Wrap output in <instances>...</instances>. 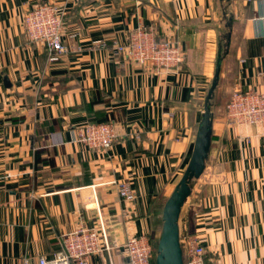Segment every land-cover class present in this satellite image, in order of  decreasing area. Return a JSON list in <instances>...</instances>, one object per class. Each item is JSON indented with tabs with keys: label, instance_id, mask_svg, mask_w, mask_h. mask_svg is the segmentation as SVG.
Segmentation results:
<instances>
[{
	"label": "crops",
	"instance_id": "1",
	"mask_svg": "<svg viewBox=\"0 0 264 264\" xmlns=\"http://www.w3.org/2000/svg\"><path fill=\"white\" fill-rule=\"evenodd\" d=\"M44 2L67 13L69 49L57 62L22 26ZM139 26L180 42V71L93 46L124 44ZM220 55L211 148L182 224L202 238L208 264H264V128L225 115L233 91L264 92V0H0V264H37L60 249V235L100 231V219L117 246L157 231ZM106 121L119 129L107 152L72 141L75 126ZM121 181L132 205L119 198Z\"/></svg>",
	"mask_w": 264,
	"mask_h": 264
},
{
	"label": "built area",
	"instance_id": "2",
	"mask_svg": "<svg viewBox=\"0 0 264 264\" xmlns=\"http://www.w3.org/2000/svg\"><path fill=\"white\" fill-rule=\"evenodd\" d=\"M252 3L255 0H245ZM65 8L53 2L32 7L23 19L25 35L31 43L42 44L50 62H57L68 52L63 41L65 34ZM94 47L107 49L113 58L140 66L151 65L158 71H180L185 62L184 50L179 41L159 38L151 28L133 29L124 44L106 41L93 43ZM225 115L234 126H261L264 128V92L235 90L230 94ZM119 138L114 121L81 123L73 128L72 141L82 143L89 151L107 152ZM119 198L132 205L135 193L127 181L116 184ZM124 211L129 216V211ZM179 239L184 264H208L206 250L200 235L191 233L186 225L179 224ZM60 249L51 256L42 255L37 264H152L155 245L149 233L126 237L117 246L110 243L102 220L100 231L84 225L59 236ZM118 253L116 255V253ZM105 255L107 260H105Z\"/></svg>",
	"mask_w": 264,
	"mask_h": 264
},
{
	"label": "water",
	"instance_id": "3",
	"mask_svg": "<svg viewBox=\"0 0 264 264\" xmlns=\"http://www.w3.org/2000/svg\"><path fill=\"white\" fill-rule=\"evenodd\" d=\"M219 75L220 67L217 62L215 77L205 99L203 119L197 134L191 160L181 181L167 200L163 209V226L157 243L156 264H184L178 222L183 205L191 195L190 182L194 179H199L205 170L206 160L211 148L213 121V113L209 106V101Z\"/></svg>",
	"mask_w": 264,
	"mask_h": 264
},
{
	"label": "trees",
	"instance_id": "4",
	"mask_svg": "<svg viewBox=\"0 0 264 264\" xmlns=\"http://www.w3.org/2000/svg\"><path fill=\"white\" fill-rule=\"evenodd\" d=\"M226 47L228 48V45L226 44ZM221 63H222V55L219 56V59H218V64H219V67H220V71H221ZM219 82H220V75H219V78L217 80V83H216V86H215V89L213 90V93H212V96H211V99L209 101V106L212 107V103L214 102V100L216 99V95L218 93V88H219ZM211 88V86H210ZM209 88V90H210ZM209 90L207 91V95L209 93ZM206 95V96H207ZM211 140H212V134H211ZM167 202V201H166ZM166 204V203H165ZM165 206V205H164ZM164 209V207H163ZM163 221V220H162ZM149 236L151 237L152 241L154 242V245H155V257L154 259L152 260V264H156V255H157V243H158V238L156 236V231H151L149 232Z\"/></svg>",
	"mask_w": 264,
	"mask_h": 264
},
{
	"label": "rangeland",
	"instance_id": "5",
	"mask_svg": "<svg viewBox=\"0 0 264 264\" xmlns=\"http://www.w3.org/2000/svg\"><path fill=\"white\" fill-rule=\"evenodd\" d=\"M207 97V96H206ZM206 97H205V99H206ZM230 97V96H229ZM205 99L203 100V102H202V110L204 111V103H205ZM228 100H229V98H228ZM228 102V101H227ZM227 104V103H226ZM212 111V110H211ZM198 181H199V179H194V180H192L191 182H190V187H191V196H192V192H194V190H195V188L197 189L198 188V186H199V183H198ZM190 197V196H189ZM187 202V201H186ZM186 202H185V204H186ZM185 204L183 205V208H184V206H185ZM183 208H182V211H183ZM182 211H181V214H180V217H179V224H181V225H183L182 223V218H181V215H182ZM162 226H163V221L161 220V222H160V226L158 227V230L156 231V236H157V238L159 239V236H160V234H161V230H162ZM190 231V230H189Z\"/></svg>",
	"mask_w": 264,
	"mask_h": 264
}]
</instances>
